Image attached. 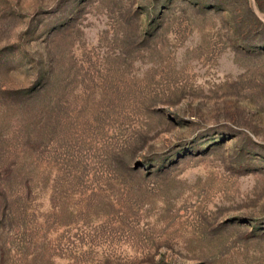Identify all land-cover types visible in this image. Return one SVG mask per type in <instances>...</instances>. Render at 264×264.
<instances>
[{"label": "rangeland", "instance_id": "374dc122", "mask_svg": "<svg viewBox=\"0 0 264 264\" xmlns=\"http://www.w3.org/2000/svg\"><path fill=\"white\" fill-rule=\"evenodd\" d=\"M0 264H264V0H0Z\"/></svg>", "mask_w": 264, "mask_h": 264}]
</instances>
